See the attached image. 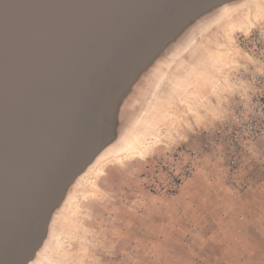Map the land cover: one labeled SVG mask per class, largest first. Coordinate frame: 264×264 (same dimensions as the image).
I'll return each instance as SVG.
<instances>
[{
	"label": "water",
	"instance_id": "water-1",
	"mask_svg": "<svg viewBox=\"0 0 264 264\" xmlns=\"http://www.w3.org/2000/svg\"><path fill=\"white\" fill-rule=\"evenodd\" d=\"M214 1L0 0V264L50 245L80 176L121 143V85Z\"/></svg>",
	"mask_w": 264,
	"mask_h": 264
},
{
	"label": "rangeland",
	"instance_id": "rangeland-1",
	"mask_svg": "<svg viewBox=\"0 0 264 264\" xmlns=\"http://www.w3.org/2000/svg\"><path fill=\"white\" fill-rule=\"evenodd\" d=\"M262 6L251 5L233 31L211 34L198 61L233 88L206 103L191 88L162 84L166 100L145 146L109 155L65 203L49 264H264V144L237 168L218 142L234 94L264 69Z\"/></svg>",
	"mask_w": 264,
	"mask_h": 264
},
{
	"label": "bare ground",
	"instance_id": "bare-ground-1",
	"mask_svg": "<svg viewBox=\"0 0 264 264\" xmlns=\"http://www.w3.org/2000/svg\"><path fill=\"white\" fill-rule=\"evenodd\" d=\"M262 4L264 0L214 1L210 11L197 13L188 24H184L152 52L121 85L112 106L111 133L116 136L118 142H121L120 145L98 157L93 166L80 176L77 187L80 185L82 187L88 176L100 173L104 161L110 158L109 155L118 156L121 153L128 155L145 146L144 140L151 135V132L144 134L150 125H155L154 119L166 100L159 95L160 87L165 82H169L174 92L179 87L191 88L194 96L206 103H210L211 96L218 99L223 90L233 88L230 79L222 80L217 76L218 69L214 64L202 66L198 61L209 49L211 34L224 31L228 27L233 31L235 25L240 23L241 16L251 10V5L255 9H260L263 8ZM242 24L240 27L243 26ZM195 67L198 68L194 70L195 77L187 79V74ZM73 195L69 197L67 206L74 199ZM44 246L47 245L43 244L41 248L39 247L34 257L24 264H49L51 251L60 247L59 237L52 240L45 249Z\"/></svg>",
	"mask_w": 264,
	"mask_h": 264
},
{
	"label": "built area",
	"instance_id": "built-area-1",
	"mask_svg": "<svg viewBox=\"0 0 264 264\" xmlns=\"http://www.w3.org/2000/svg\"><path fill=\"white\" fill-rule=\"evenodd\" d=\"M245 82L248 89L234 94L227 122L218 135L227 160L237 168L254 159L252 145L258 140L264 144V69L251 70ZM260 174L264 179V164Z\"/></svg>",
	"mask_w": 264,
	"mask_h": 264
}]
</instances>
